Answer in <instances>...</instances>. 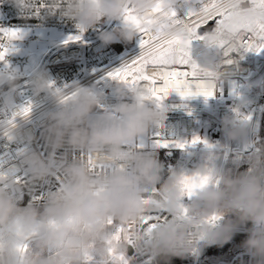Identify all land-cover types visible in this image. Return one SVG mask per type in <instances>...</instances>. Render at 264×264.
Listing matches in <instances>:
<instances>
[{
	"label": "clouds",
	"instance_id": "clouds-1",
	"mask_svg": "<svg viewBox=\"0 0 264 264\" xmlns=\"http://www.w3.org/2000/svg\"><path fill=\"white\" fill-rule=\"evenodd\" d=\"M153 2L63 0V14L87 30L102 18L120 19L126 4L140 14H150ZM242 4L243 0H225V6L235 10ZM121 35L130 40L135 33L126 27ZM101 39L108 43L113 36L103 33ZM33 84L37 94L48 87L43 73L36 74ZM117 94L130 96V100L116 103L114 114L92 118L100 97L88 88H79L72 100L61 103L49 115L47 140L54 150L66 143L91 153L96 163L111 168L93 173L83 162H61L57 170L65 181L47 194L41 209L31 204L20 207L0 188V264H87L86 253L98 261L107 260V241L111 238L108 220L138 222L145 211L143 190L151 186H159L156 199L161 201L168 220L150 236L141 231L135 234L139 251L153 258L184 257L195 248L197 239L208 246L222 247L250 222L253 228L243 247L255 264H264V153L254 154L249 170L221 174L202 187L193 196L186 218L178 210L186 198L179 176L165 179L163 164L151 153L133 147L140 136L165 119L164 110L152 106L143 87L127 93L118 86ZM228 126L233 139L246 130L243 123L229 121ZM25 163L35 179L52 172L36 153H30ZM196 174L208 175L203 169ZM213 215L220 219L206 222ZM25 243L28 248L21 254ZM119 249L126 251L127 244L121 241Z\"/></svg>",
	"mask_w": 264,
	"mask_h": 264
},
{
	"label": "built area",
	"instance_id": "built-area-1",
	"mask_svg": "<svg viewBox=\"0 0 264 264\" xmlns=\"http://www.w3.org/2000/svg\"><path fill=\"white\" fill-rule=\"evenodd\" d=\"M42 3L47 6L40 7ZM56 3L57 0H29V5L25 6L21 0H0V29L55 28L61 36L60 39L48 41L47 55L30 75L3 66L25 68L29 64L28 57L21 55L14 58L6 54L0 60V74L12 78L11 84H0V188H4L20 207L29 204L43 206L47 194L58 189L65 181L63 173L57 170L58 165L61 162H82V155L87 154L66 143L54 150L47 140V129L51 123L49 115L58 109L62 95L76 93L79 88H88L100 97V103L95 107L114 114L113 106L116 103L130 100V96L117 94L118 86L127 93H131V90L111 79L108 73L140 53L138 34L130 40L121 35L122 18H102L81 33L75 21L63 14V2L59 7H55ZM175 7L183 15L189 4L185 0H176ZM103 33H110L113 40L105 43L101 39ZM70 35H80L81 39L65 43ZM37 39L32 36L27 41L12 40L8 44V39L0 34V43L7 44L9 49L26 47L29 41ZM193 47L197 63L214 73V94L211 97H181L172 92L162 101L151 100L153 107L164 110L165 119L145 133L146 143L142 144L143 147H140L139 140L134 142L133 147L151 153L161 162L162 150L150 146L151 143L193 135L202 121L209 120L214 124L212 135L217 138L222 133L229 149L231 138L228 135V122L231 121L248 124L250 139L247 152L257 153L255 137L260 136L264 127V52H234L230 57L233 62L226 64L222 52L213 50L205 55L202 42H194ZM179 71L190 69L181 67ZM37 73H43L48 82V87L39 94L33 84ZM185 83L191 84L192 90H195L197 84L202 85L205 81L189 77ZM157 87H161V84L158 83ZM25 108L30 109L27 115L22 114ZM30 153L38 154L52 168L48 176L43 179L32 176L25 163ZM252 228L239 230L237 234L248 236ZM208 247L212 246L197 239V251L185 256L191 258V264H209L203 259ZM149 257L155 259L150 254L138 251L135 264H144ZM218 264H255V260L242 245Z\"/></svg>",
	"mask_w": 264,
	"mask_h": 264
},
{
	"label": "snow or ice",
	"instance_id": "snow-or-ice-1",
	"mask_svg": "<svg viewBox=\"0 0 264 264\" xmlns=\"http://www.w3.org/2000/svg\"><path fill=\"white\" fill-rule=\"evenodd\" d=\"M21 2L25 6L29 5V0ZM62 2L63 0H57L55 7H59ZM185 3L189 7L183 15L175 7L176 0H154L150 14H140L134 7L126 4L121 18L125 27L138 34L140 53L110 71L108 76L131 91L143 87L150 100L162 101L170 92H176L181 97H211L214 94V85L211 83L214 73L194 59V42H202L205 55L213 50L222 52L226 64L233 62L230 57L234 52H264V0H243L239 10L226 7L225 0H185ZM192 4L195 6H191ZM46 6L43 3L40 5ZM210 22L213 23L209 27ZM77 27L80 28L78 25ZM80 30L82 33L83 29ZM0 34L8 39V44L20 38V32L16 29H0ZM80 39V35H70L65 43ZM8 51L7 44L0 43V60L4 59ZM181 67L190 71H179ZM189 77L205 83L197 84L196 89L192 90L191 84L185 83ZM158 83L161 84L159 88ZM74 96L75 93L62 95L61 103L72 100ZM29 111V108H25L22 114L27 115ZM198 140V137L194 138L191 143L194 145ZM156 143L160 147H169L167 141ZM176 147L184 149L186 145L177 144ZM82 162L93 173L111 168V165L96 163L91 153L83 154ZM211 180L210 175H180L178 183L185 196L191 199ZM143 191L146 193L143 200L145 211L139 221L114 223L109 219L111 238L107 241L108 258L98 261L86 253L87 264H135L136 253L139 251L135 234L141 231L150 236L157 226L168 220L161 201L156 199L160 196V189L153 187ZM178 210L188 218V209L182 203L178 205ZM219 219V216L213 215L206 222L215 223ZM121 241L127 244L126 251L119 249ZM27 248L28 244H23L21 254ZM128 249L133 250V255L128 254ZM196 251V248L192 249L193 253ZM144 264H151V257Z\"/></svg>",
	"mask_w": 264,
	"mask_h": 264
},
{
	"label": "rangeland",
	"instance_id": "rangeland-1",
	"mask_svg": "<svg viewBox=\"0 0 264 264\" xmlns=\"http://www.w3.org/2000/svg\"><path fill=\"white\" fill-rule=\"evenodd\" d=\"M125 28L126 27L123 22L121 29L124 31ZM16 30L20 32V38L14 39V41H27L32 36L38 37L37 40L29 41L26 47L9 49L7 53L14 58L24 55L28 57L29 64L25 68L5 64H3V66L6 68H11L16 72H24L26 75H30L38 69L42 60L47 55L48 41L60 39L61 36L58 34L55 28L29 27ZM10 80H12V78L0 74V84H5ZM234 95H236V93H234ZM108 114L113 113L110 111L98 110L96 107H94L91 117L99 118ZM247 125H245L246 130L243 134L238 135L235 139L231 138L229 149L226 138L222 133L217 138L212 135L214 124L209 120L202 121L199 124L195 134L190 136H180L176 140L167 141L169 144V147L167 148L158 146L156 142L151 143L150 146L165 151V161L163 163L165 179L180 175L190 176L196 174L201 169L205 170V172L210 175L212 179H218L219 175L224 173L230 172L232 174H239L249 170L250 165L252 164L253 156L258 152H247V145L250 139ZM197 137L199 140L193 145L191 141ZM137 140H139L141 144H145V134L140 136ZM177 144H185L186 147L184 149H180L176 147ZM193 158H196L197 162V166L195 167L190 165ZM153 187L159 189V186H151L146 188L151 189ZM192 199L193 197L191 199L186 197L182 201V204L188 209L192 203ZM34 207L37 209L42 208V206ZM250 227L251 226L248 223L243 225L240 230L248 229ZM236 235L240 236V241L243 245V242L247 239V235ZM237 249L238 246L232 243H230L228 249L222 253H218L216 250L208 248L203 253V259L209 264H218L229 258ZM154 261L155 259L153 262Z\"/></svg>",
	"mask_w": 264,
	"mask_h": 264
},
{
	"label": "trees",
	"instance_id": "trees-1",
	"mask_svg": "<svg viewBox=\"0 0 264 264\" xmlns=\"http://www.w3.org/2000/svg\"><path fill=\"white\" fill-rule=\"evenodd\" d=\"M257 146H258V153H264V127L261 130L260 136H259V142H257ZM165 151H161V163L163 164L165 161ZM250 226L252 227L253 225L249 222ZM235 236V235H234ZM232 243L234 245L237 246H241L242 242L240 241V236H235L233 237L232 241H230L229 243H226V245L224 246H212V247H208L209 249H214L216 250L218 253H222L224 251H226L229 247V244ZM206 248V249H208ZM185 258V259H184ZM190 263L191 264V258L184 256V257H158L155 258V261L152 264H187Z\"/></svg>",
	"mask_w": 264,
	"mask_h": 264
},
{
	"label": "water",
	"instance_id": "water-1",
	"mask_svg": "<svg viewBox=\"0 0 264 264\" xmlns=\"http://www.w3.org/2000/svg\"><path fill=\"white\" fill-rule=\"evenodd\" d=\"M255 141H256V142H259V137H255ZM190 165L193 166V167L197 166L196 158H193V159L191 160ZM132 253H133V250H132V249H128V254H129V255H132ZM152 263H153V260H151V264H152Z\"/></svg>",
	"mask_w": 264,
	"mask_h": 264
}]
</instances>
